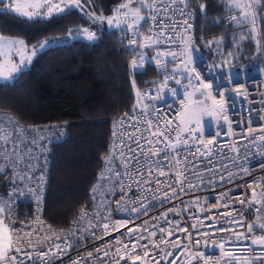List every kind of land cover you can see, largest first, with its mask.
Masks as SVG:
<instances>
[{
    "label": "snow or ice",
    "instance_id": "1",
    "mask_svg": "<svg viewBox=\"0 0 264 264\" xmlns=\"http://www.w3.org/2000/svg\"><path fill=\"white\" fill-rule=\"evenodd\" d=\"M139 7H132L133 0H126V2L119 3L113 10L115 16H104L99 13V9H92L90 0H56L55 3L52 0H40V2L25 5L20 3V0H0V12H13L26 18H31L36 15L34 11H26V8L40 9L43 8L47 14L51 15L53 11L63 13L66 10L71 12L74 9H79L84 12L85 16H91L92 20L97 23H107L109 26L120 27L121 19L129 29L139 30V21H156V15L160 16L159 28L162 33L171 32V35L164 34L163 39L168 43H171L175 39V27L176 22L170 19L171 15L179 12L181 20H183L185 28L184 34L180 39L183 42V60L181 61L182 67H174L171 70V78L180 83V80L176 79L177 76L183 75L184 79L188 80L189 85L194 89H203L205 92L202 95H206V98L211 99L212 106L209 114L213 112L220 114L226 124L230 125L227 114L224 112L226 106V99L224 97V91L221 90L218 95L220 100H216L211 96V90L213 83L204 82V78L201 73L198 72L194 66L193 52L196 51L195 41L191 36V25L187 23V18L184 13L187 8L188 0H160V3L149 4L148 0H139ZM234 7L242 9V19L246 21L253 33L256 32V18L257 8L261 12H264V6L261 5V0H250L248 3L241 5L239 2H235ZM203 8L204 5H198ZM142 9L150 13L146 18L141 15ZM168 16V29H165L164 19ZM235 20V17H233ZM240 21H238L239 23ZM75 31H80L76 29ZM88 33V38L91 40L94 38L95 33L89 32L87 28L83 29ZM151 31V30H150ZM151 39L152 37H148ZM222 39V38H221ZM159 42V41H157ZM55 41H44L38 45L43 50L44 48H51ZM135 43V40H133ZM23 46L24 41H5L0 38V50L5 48H12L15 46ZM219 41H208L207 46H218ZM239 51V46H237ZM6 54V53H5ZM32 54L35 55V47L32 50ZM175 57V53H172ZM232 56V53H228ZM23 63V61H21ZM135 67V60L132 62ZM221 64H229L230 60H222ZM167 70V69H165ZM210 75L214 74L217 70H220L219 65H212L208 67ZM18 69L13 65L10 72H16ZM3 72H0V76H3ZM243 73L233 71L231 73L225 71L224 78L226 80H235L242 78ZM195 80V84L192 81ZM8 86V85H4ZM235 91H239L236 89ZM172 94H176V90H172ZM149 98L153 96L152 93L147 94ZM146 108L141 110L140 115H146ZM150 115V113H148ZM161 115L157 114L151 116V118L144 121V130L140 132L139 136L130 137L133 143L136 144L135 148L130 145H125L129 155H125L123 148L121 155L124 157L121 166L123 171H115L113 175L116 177L113 181L110 177H101L109 185L106 189L107 195L101 197V199L94 205H92V213L90 214L86 210H81L79 218L74 221V228L70 229L68 233H61L56 235L57 243L55 244V250L49 248L47 252L37 253V259L48 257L49 253H52L54 259L57 254H64L67 249L72 248L73 245H80L83 243V237L88 236L91 239H103L105 236L111 235L113 232L120 231L121 228H126L129 223H133L135 219L147 216L149 211L156 208H163L166 204H170L173 201L179 199L180 205H183V213L179 211V205L173 204L171 208H167L165 211L157 213V215L150 217L147 220H142L140 225L133 228H128L127 233L120 231L119 236H113L112 241L106 242L103 247H96L87 252V260L85 264H93V252L97 255L94 258L95 262L99 264H160L161 260L164 264H176L181 257H185L187 264H192L193 261L202 260L203 264H208V261L212 259L211 256L205 258L203 253L193 254L189 249L195 248L201 244L200 239L197 237H208V230L210 229L213 234L219 233H231L228 236H220L217 238L218 247L221 252H224L225 245L231 247H237L242 242H250L244 245V250L247 252H255L254 256L247 257L248 264H264V186H261L259 194L257 189L253 187V184L260 185V182H249L247 187L251 188V199L247 201L239 196H231L232 190H228L222 193L220 197H217L216 202L213 203L210 208H224L228 211L219 213L224 219L222 221H216L215 216H203L192 215V212L206 211L205 208L199 206V197H195L191 202L185 201L182 197L188 193L199 190L201 187L213 186V176L211 173L216 172L220 185L231 183L234 178V169H238L235 175L242 176L248 174V168L243 162H237L233 158H228V162L224 161L215 164V156L209 146L215 143L214 139L204 140L202 136V129L197 125L196 128L185 127L181 129L180 125L176 128H171L172 121H165L160 123ZM183 123V122H181ZM139 131V129H136ZM23 130H21L22 132ZM231 128H228V132H231ZM251 131V129H248ZM183 132V136L181 133ZM214 135H219L215 133ZM246 138V137H241ZM256 138L253 137V140ZM261 141H264V135L260 137ZM143 141V143L141 142ZM21 142V135L18 132L14 139L9 140L7 137L4 139V143H0V154H3L4 161L7 163L11 157L16 159L11 160V165L14 166L20 159L19 153L21 151L19 144ZM34 143V141H33ZM27 147V145H25ZM238 152V149H234ZM247 151V150H246ZM191 154V158L189 154ZM197 156L199 159H197ZM207 159L208 163L204 164V160ZM195 161V162H193ZM231 163L233 168L230 169L227 164ZM264 163V162H262ZM191 164V167H189ZM203 164V169L199 165ZM27 169L30 171L31 166L27 165ZM223 168L224 172L220 173L219 169ZM4 172V168L0 167V173ZM204 172L209 173L207 177L203 175ZM163 178V179H162ZM31 177L24 176L22 180H28ZM208 180V184L204 185V180ZM198 181L194 183L193 181ZM133 185H135V199L129 193L133 192ZM98 187L92 189L93 193L98 191ZM119 194V199L113 200L112 198ZM221 197H223L221 202ZM95 199V195L92 196ZM131 202L129 206L128 202ZM116 204V211L125 210L134 215H130L127 219L117 220L115 222L111 219V204ZM233 202L240 205H245L253 209L255 220L250 223H245L246 217L243 214L242 209H236L232 207ZM239 211V215H234V212ZM11 212V205L7 202H0V264H25V261L30 264H36L32 261V253L24 252L25 247L32 246V240L30 237L34 230L29 231H16L9 229V223H14L10 218L8 222H5L6 214ZM171 214L172 218L169 219ZM182 215H188L191 228L195 232L196 236H193V232H189L188 224L182 225L180 218ZM87 219V223L85 220ZM213 220L214 223L206 225L204 221ZM38 221L21 222L29 225ZM198 222V223H197ZM42 223V222H41ZM199 224V226H198ZM51 231V226H47ZM240 228L244 231L236 232L234 229ZM259 230L262 234L256 235V230ZM79 231L80 235H76ZM183 233L186 243L181 244V238L176 237L172 240L171 237L176 233ZM15 236V238H14ZM63 236V239H61ZM159 236V239H156ZM69 241H72L70 243ZM209 241L205 239L204 243ZM63 244V247H61ZM114 249V251H110ZM179 249V251H177ZM13 251L16 253L13 255ZM154 253V254H153ZM175 253V254H174ZM230 257L228 264H239L240 258L233 256L231 252L225 253ZM73 264H79V261H74ZM181 264L184 261L181 260Z\"/></svg>",
    "mask_w": 264,
    "mask_h": 264
},
{
    "label": "built area",
    "instance_id": "2",
    "mask_svg": "<svg viewBox=\"0 0 264 264\" xmlns=\"http://www.w3.org/2000/svg\"><path fill=\"white\" fill-rule=\"evenodd\" d=\"M149 4L160 3V0H149ZM264 6V5H263ZM116 7V6H115ZM113 7L110 14L107 16H115ZM147 18L150 13L142 9L141 13ZM187 18V23L191 25V36L195 41L196 51L193 52L194 66L198 72L201 73L204 78V82L213 83L211 90V96L215 97L216 100H220L218 93L221 90L224 91V97L227 101L224 112L228 116V120L231 122L230 125L226 124L220 114L214 112V114L220 120V129L215 132L206 133L202 130V136L205 141L214 139L215 143L209 146L214 154L219 153L215 156V164L224 161L228 162V158L235 159L238 163L243 162L248 168V174L237 176L235 172L238 169H234V178L231 183L220 185L217 173L213 172L211 188L201 187L199 190L188 193L182 198L185 201L191 202L195 197H199V206L205 208L206 211L199 212L194 211L192 215L203 216H215V220L222 221L224 218L219 213L228 211L224 208H210V206L216 202L217 197H220L222 193L232 190V196H239L241 193V199H251V188L247 187L249 182L258 181L260 185L253 184V187L257 189V193L264 186V141L260 140V137L264 135V46L260 43V58L261 68L254 74L249 76H243L235 80H226L224 78L225 71L217 70L214 74L210 75L208 67L212 66L209 59L205 57L200 46L209 40L207 37H199L196 33V14L194 9L187 3V8L184 13ZM259 16L264 17V12L257 11V18ZM256 18V30H258V22ZM168 16H165L164 26L168 29ZM170 19L176 22L175 27V39L168 43L163 39L164 34L171 35V32L162 33L159 28L160 16L156 15V21H139V30L133 28L129 29L125 26L123 19H121L120 27L112 26L113 28H121L122 35L120 38V45L127 51H134L140 41L146 42L151 47L149 54V61L156 73V75L144 82V85L136 90L137 100L139 106L134 110L121 114L112 125L111 142L107 154L104 156L102 168L97 176V179L89 189L90 204L80 209L78 214L70 221L66 227H55L48 223L44 218L45 199L48 189L49 172L53 162L54 150L56 145L64 140L67 132V122L57 123H36V124H25L20 121L15 115L3 111L0 109V143H4V139L7 137L9 140L14 139L16 134L19 132L21 135V142L19 147L21 149L19 153L20 159L14 166L11 165V160L16 157H11L6 163L4 161L3 154H0V167L4 168V172L0 173V202H7L11 205V212L6 214L5 222L7 223L9 218L14 223H9V229L16 231H29L34 230L30 239L32 240L31 247H25L24 252L32 253V261L36 264H73L74 261H79V264H85L87 260V252L96 248L103 247L106 242L112 241L113 236H119L120 231L127 233L128 228L136 227L141 224L142 220H147L150 217L157 215V213L165 211L167 208H171L173 204L179 205V211L183 213V205H180V200L177 199L170 204H166L163 208H156L149 211L147 216L135 219L133 223H129L126 228H121L120 231L113 232L111 235L105 236L103 239H91L88 236H84L83 243L80 245H73L72 248L66 250L64 254H57L55 258H52V253H49L48 257L37 259V253L47 252L49 248L55 250V244L58 242L56 239L57 234L68 233L70 229L74 228V221H76L81 213V210H86L90 214L92 213V205L96 204L101 197L107 195L106 189L109 185L101 177H110L115 181L116 177L113 173L117 170L123 171L121 163L124 157L121 155L123 148L124 154L129 155L125 145H130L132 148L136 147V144L132 142L130 137L139 136L140 132L144 130V121L155 116L161 115L160 123L163 124L165 121H172L171 128H176L180 125L181 129L185 127L196 128L201 123L199 121L185 125L181 123L180 117L185 116L194 109L193 99L200 92H205L203 89H194L189 85L188 80L184 79L183 75L177 76L176 79L180 80V83H176L175 80L166 77L171 76V70L174 67H182L181 61L183 60V42L180 37L184 34V22L181 20L180 13L177 12L171 15ZM151 30V31H150ZM143 31V33H142ZM145 31V34H144ZM148 37H152L149 39ZM135 40V43H133ZM159 41V42H157ZM220 51L218 46L213 48V55H217ZM175 53V57L172 55ZM167 69V70H165ZM231 73L232 71H227ZM195 84V80L192 81ZM176 90V94H172V90ZM238 89L239 91H235ZM148 93H152L151 98L148 97ZM211 100V99H210ZM212 104V101H211ZM146 108V115L141 116V110ZM150 113V115H148ZM231 128V132H228V128ZM136 129H139L137 131ZM251 129V131H248ZM21 130H23L21 132ZM219 133V135H214ZM183 136V132L181 133ZM246 137V138H241ZM253 137L256 139L253 140ZM34 141V143H33ZM143 143V141H141ZM27 145V147H25ZM234 149H238L236 152ZM247 150V151H246ZM190 158L191 154L188 153ZM197 159L199 157L197 156ZM195 162V161H193ZM207 159L204 160V164H207ZM27 165L31 166V170L27 169ZM227 166L232 169L233 165L228 163ZM191 167V164H189ZM203 169V164L199 165ZM220 173L224 172L223 168L219 169ZM203 175L207 177L209 173L204 172ZM24 176L31 177L28 180H22ZM163 179V178H162ZM194 183L198 181H193ZM208 184V180H204V185ZM98 187L96 193L92 192L94 187ZM135 185H133V192L129 195L135 199ZM95 195V199L92 196ZM113 200L119 199V194L112 198ZM223 197H221L222 202ZM129 206L131 202L129 201ZM116 204H111L112 212L111 219L113 222L117 220L127 219L130 215H134L125 210L116 211ZM232 207L236 209H242L243 214L246 217L245 223H250L255 220L253 209L249 208L247 204L240 205L233 202ZM264 212V209H262ZM234 215H239V211L234 212ZM171 214L169 219H171ZM27 221H38L31 225L21 222ZM42 222V223H41ZM182 225L188 224L189 232H193V236L196 234L191 228L189 223L188 215H182L180 218ZM87 223V219L85 220ZM198 223V222H197ZM206 225L213 224L214 221L209 219L204 221ZM51 226V231L48 230L47 226ZM199 226V224H198ZM236 232L244 231L243 229L236 228ZM208 237L199 236L201 244L195 248L189 250L193 254L203 253L205 258L211 256L212 259L208 261V264H228L230 257L225 253L231 252L233 256L239 257V264H248L247 257L254 256L255 252H247L244 250V245L250 242H242L237 247H231L225 245L224 252L218 247L217 238L220 236H228L231 233H215L208 230ZM262 233L257 229L256 235ZM76 235H80L77 231ZM183 233L177 232L176 235L171 237L175 240L177 236L181 238V244L186 243L184 240ZM15 238V236H14ZM63 239V236H61ZM156 239H159L157 236ZM205 239L209 242L204 243ZM72 243V241H69ZM63 247V244H61ZM114 251V249H110ZM179 251V249H177ZM16 253L13 251L12 253ZM154 254V253H153ZM175 254V253H174ZM97 254L93 252V264H99L95 262L94 258ZM184 264H187L185 257H181ZM181 260H178L176 264H181ZM25 264H30L29 261H25ZM121 264H124L121 261ZM139 264V262H138ZM160 264H164L161 260ZM192 264H203L202 260L193 261ZM233 264H236L233 261Z\"/></svg>",
    "mask_w": 264,
    "mask_h": 264
},
{
    "label": "trees",
    "instance_id": "3",
    "mask_svg": "<svg viewBox=\"0 0 264 264\" xmlns=\"http://www.w3.org/2000/svg\"><path fill=\"white\" fill-rule=\"evenodd\" d=\"M123 2L90 1L92 9L104 16ZM235 2L239 0H189V5L196 14L197 36L221 35L217 55L212 52L216 46L201 47L210 63L220 70L254 75L261 68L264 17L257 18L258 30L253 33ZM139 6V0H133L132 7ZM84 28L95 33L93 39L82 36ZM0 35L21 38L29 46L60 41L39 50L26 68L0 82V109L25 124L68 123L64 140L54 150L44 209L48 223L66 227L90 204L89 189L108 152L114 121L139 106L136 90L156 75L149 61L151 47L139 43L134 51L125 50L120 45L121 28L94 22L79 9L45 18L0 12ZM138 54L145 59H138ZM222 60L230 63L221 64Z\"/></svg>",
    "mask_w": 264,
    "mask_h": 264
},
{
    "label": "rangeland",
    "instance_id": "4",
    "mask_svg": "<svg viewBox=\"0 0 264 264\" xmlns=\"http://www.w3.org/2000/svg\"><path fill=\"white\" fill-rule=\"evenodd\" d=\"M248 2H250V0H239V3H241V5H243L244 3H248ZM20 3L25 4V5H30V4H33V1L32 0H20ZM25 10L34 11V12L36 11L35 12L36 15L32 17L38 16V17L45 18V17L50 16L49 14H47V12L43 8L36 9V10L31 9V8H26ZM55 13H59V12L54 11L53 13H51V15ZM141 15H143V12L141 13ZM88 17L92 19L91 16H88ZM82 36H88V33L83 31ZM220 37L221 35H214V36H211L208 41H218ZM0 38H3V40L5 41H21L22 40L21 38L8 37V36H3V35H0ZM208 41H206L203 45H201L200 48L202 46H205ZM57 42H60V41L56 40L55 43ZM140 45L141 47L149 46V44L143 41H140ZM34 47H35V55H36V53L39 50H41L38 47V45L29 46L25 42L23 46L17 45L12 48H5L3 50H0V72H3L4 74L3 76H0V82H5V81L10 80L14 74L20 72L21 70H23L30 64V62L33 60L35 56L32 54V50ZM145 57L146 56H144L143 54H138V59H145ZM21 61H23V63H21ZM13 65L18 69V71L10 72V69ZM202 93L203 92H200L199 94H197V96L194 97L193 99L194 109L191 110L189 114L185 116H181L180 121L183 122L185 125L199 121L201 123V128L204 132L206 133L215 132L218 129H220V120L214 114V112L212 114H209L211 106H212L211 100L206 98V95H202Z\"/></svg>",
    "mask_w": 264,
    "mask_h": 264
},
{
    "label": "crops",
    "instance_id": "5",
    "mask_svg": "<svg viewBox=\"0 0 264 264\" xmlns=\"http://www.w3.org/2000/svg\"><path fill=\"white\" fill-rule=\"evenodd\" d=\"M32 1H33V3L40 2V0H32ZM55 1H56V0H52L53 3H55ZM34 10H36V9H34ZM35 12H36V11H35ZM42 12H43V10H42ZM53 12H54V11H53ZM53 12H52V13H53Z\"/></svg>",
    "mask_w": 264,
    "mask_h": 264
}]
</instances>
